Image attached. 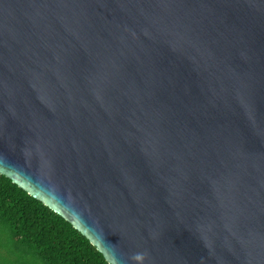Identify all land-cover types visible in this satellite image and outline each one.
I'll use <instances>...</instances> for the list:
<instances>
[{"label":"water","instance_id":"obj_1","mask_svg":"<svg viewBox=\"0 0 264 264\" xmlns=\"http://www.w3.org/2000/svg\"><path fill=\"white\" fill-rule=\"evenodd\" d=\"M0 174L109 264H264V0H0Z\"/></svg>","mask_w":264,"mask_h":264},{"label":"trees","instance_id":"obj_2","mask_svg":"<svg viewBox=\"0 0 264 264\" xmlns=\"http://www.w3.org/2000/svg\"><path fill=\"white\" fill-rule=\"evenodd\" d=\"M109 264L59 214L0 174V264Z\"/></svg>","mask_w":264,"mask_h":264},{"label":"clouds","instance_id":"obj_3","mask_svg":"<svg viewBox=\"0 0 264 264\" xmlns=\"http://www.w3.org/2000/svg\"><path fill=\"white\" fill-rule=\"evenodd\" d=\"M147 256V253H136L134 254L131 259L136 262H140V264H143V261L145 260Z\"/></svg>","mask_w":264,"mask_h":264},{"label":"rangeland","instance_id":"obj_4","mask_svg":"<svg viewBox=\"0 0 264 264\" xmlns=\"http://www.w3.org/2000/svg\"><path fill=\"white\" fill-rule=\"evenodd\" d=\"M28 264H34V259H29V263Z\"/></svg>","mask_w":264,"mask_h":264}]
</instances>
